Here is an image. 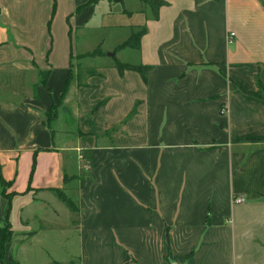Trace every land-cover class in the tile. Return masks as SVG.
I'll return each instance as SVG.
<instances>
[{
    "label": "crops",
    "instance_id": "crops-1",
    "mask_svg": "<svg viewBox=\"0 0 264 264\" xmlns=\"http://www.w3.org/2000/svg\"><path fill=\"white\" fill-rule=\"evenodd\" d=\"M112 1L0 0L4 260L40 240L33 223L55 227L58 188L78 246L62 264H264V0H164L157 18ZM96 11L146 26L115 59L147 81L115 59L82 74L73 34Z\"/></svg>",
    "mask_w": 264,
    "mask_h": 264
},
{
    "label": "rangeland",
    "instance_id": "rangeland-1",
    "mask_svg": "<svg viewBox=\"0 0 264 264\" xmlns=\"http://www.w3.org/2000/svg\"><path fill=\"white\" fill-rule=\"evenodd\" d=\"M107 3L108 2L105 1L99 4V6ZM140 4L139 0H125L123 4L118 1L111 2V5L116 7L126 6L133 9ZM97 11L96 14L87 21L88 23L85 26L75 30L73 34L75 44L77 45V52H91L96 47H99L101 51L104 52L102 55L85 56V58L80 59L81 66L85 68L82 74L95 69L102 61H110L115 58L119 60H124L125 58L134 59L133 55L135 50H137L131 47H124L114 51V47L128 37L130 30L126 28L121 30L112 26L102 27L99 20L100 15H98ZM112 53H114L113 56L111 55ZM70 67L72 80L75 74H79L82 67H79L77 59L75 64L72 63ZM53 105L54 106L50 107L45 114V123L49 124L58 116L57 105ZM47 114L49 116L48 118ZM60 191L64 194L62 190ZM54 201H58L57 203L59 205L57 215L53 216L55 227L52 228L53 224L47 221L33 223V227L39 229V232H41L40 240L38 242L34 241L33 245L31 242H26L21 248L17 245V249L15 245H13L12 253L15 254V259H18L21 264H47V260H55L58 262L57 264H62V262H71V259L77 262L78 246L76 243V233L71 224L67 226V223H70L69 215L71 211L68 210L64 202L57 200L56 197L53 199V202Z\"/></svg>",
    "mask_w": 264,
    "mask_h": 264
},
{
    "label": "trees",
    "instance_id": "trees-1",
    "mask_svg": "<svg viewBox=\"0 0 264 264\" xmlns=\"http://www.w3.org/2000/svg\"><path fill=\"white\" fill-rule=\"evenodd\" d=\"M141 4L149 6L151 13H152V17L157 18L158 16V10L159 7L162 5H166V1L164 0H139ZM147 31V28L145 25L140 26L137 30L135 31H131L130 34L128 35V37L126 39H124L123 42H121L120 44L116 45L114 47V51L118 50V49H122L124 47H131V48H135V49H139L140 47V39L143 36V34ZM103 51H101V49L99 47H96L94 50H92L91 52H87L86 54H84L83 56H95V55H102ZM114 66H116L118 72L120 74H122L125 70H134L137 71L140 75L141 78L144 81L146 80V72L147 69L149 68V66L147 65H135V64H131L129 62H121L117 59L114 60ZM47 74V71H42L41 75L44 78ZM91 74V73H89ZM81 75H77V78L79 79ZM255 77V82L256 85L258 87H263L264 85L261 83V81L259 80V77H257L256 75ZM71 79V75L69 72V76L66 79V83L63 86L62 90H61V94L60 96L63 98L64 94L66 93L68 84H69V80ZM44 82V79H41ZM54 104V103H53ZM51 104V107H53L54 105ZM48 114H47V118H48ZM5 185H7V183L5 182L4 178L2 177V174H0V186L4 187ZM54 191L57 194V197L60 201L64 202L66 204V206L68 208H74V204L73 202H71V200L69 198H67L58 188H54ZM13 236L12 233V229H11V225L9 224V222H6L5 225H1L0 226V264H20L18 263V261L14 258L8 259V260H4L5 258V245L7 243L10 242L11 238Z\"/></svg>",
    "mask_w": 264,
    "mask_h": 264
},
{
    "label": "built area",
    "instance_id": "built-area-1",
    "mask_svg": "<svg viewBox=\"0 0 264 264\" xmlns=\"http://www.w3.org/2000/svg\"><path fill=\"white\" fill-rule=\"evenodd\" d=\"M230 34L231 35H234V33L233 32H230ZM222 111H224L223 109H222ZM245 200V198L244 197H242V196H236V197H234V201H236V202H242V201H244Z\"/></svg>",
    "mask_w": 264,
    "mask_h": 264
},
{
    "label": "water",
    "instance_id": "water-1",
    "mask_svg": "<svg viewBox=\"0 0 264 264\" xmlns=\"http://www.w3.org/2000/svg\"><path fill=\"white\" fill-rule=\"evenodd\" d=\"M114 1H122V0H114ZM172 264H177V263L175 262V263H172Z\"/></svg>",
    "mask_w": 264,
    "mask_h": 264
}]
</instances>
